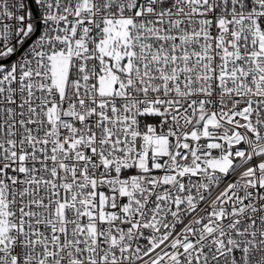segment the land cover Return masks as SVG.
I'll return each instance as SVG.
<instances>
[{
	"label": "snow or ice",
	"instance_id": "1",
	"mask_svg": "<svg viewBox=\"0 0 264 264\" xmlns=\"http://www.w3.org/2000/svg\"><path fill=\"white\" fill-rule=\"evenodd\" d=\"M0 264H264V0H0Z\"/></svg>",
	"mask_w": 264,
	"mask_h": 264
}]
</instances>
